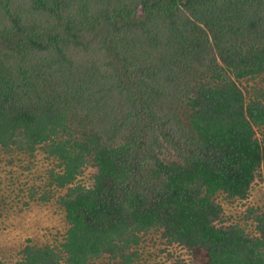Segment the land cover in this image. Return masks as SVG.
Listing matches in <instances>:
<instances>
[{
    "label": "trees",
    "instance_id": "trees-1",
    "mask_svg": "<svg viewBox=\"0 0 264 264\" xmlns=\"http://www.w3.org/2000/svg\"><path fill=\"white\" fill-rule=\"evenodd\" d=\"M17 159L0 220L56 201L68 229L13 264H264V0H0Z\"/></svg>",
    "mask_w": 264,
    "mask_h": 264
},
{
    "label": "rangeland",
    "instance_id": "rangeland-1",
    "mask_svg": "<svg viewBox=\"0 0 264 264\" xmlns=\"http://www.w3.org/2000/svg\"><path fill=\"white\" fill-rule=\"evenodd\" d=\"M40 158L42 162L35 169L37 173H43L48 163L51 164L42 155ZM19 163V159L15 161V164L8 166H5V163H0V192L7 187L8 181L20 180L19 175H21L22 183H26L30 179L28 176L31 177V175L23 172L18 167ZM250 205L257 208L258 213H264V184L258 185L253 190ZM247 207L239 204L228 207L227 212L247 226L252 222L245 218L249 212ZM67 229L65 212L56 201L48 204L34 203L27 209L18 208L9 217L0 220V261L13 264L17 254L29 240L38 245L61 243ZM182 255L184 258H188V254L182 253Z\"/></svg>",
    "mask_w": 264,
    "mask_h": 264
}]
</instances>
